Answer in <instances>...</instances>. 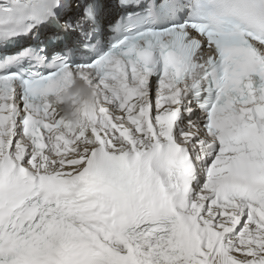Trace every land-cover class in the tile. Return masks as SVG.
Returning <instances> with one entry per match:
<instances>
[{
  "label": "snow or ice",
  "instance_id": "obj_1",
  "mask_svg": "<svg viewBox=\"0 0 264 264\" xmlns=\"http://www.w3.org/2000/svg\"><path fill=\"white\" fill-rule=\"evenodd\" d=\"M0 264H264V0H0Z\"/></svg>",
  "mask_w": 264,
  "mask_h": 264
}]
</instances>
